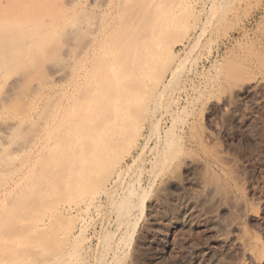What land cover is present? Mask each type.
Here are the masks:
<instances>
[{
	"label": "rangeland",
	"instance_id": "rangeland-1",
	"mask_svg": "<svg viewBox=\"0 0 264 264\" xmlns=\"http://www.w3.org/2000/svg\"><path fill=\"white\" fill-rule=\"evenodd\" d=\"M119 1L88 2L76 11L107 27L117 19ZM181 7L186 18L166 39L172 58L159 57L142 77L141 90L155 84L144 94L150 115L142 139L129 146L124 137L109 157L117 166L98 169L82 190L58 201L55 228L70 227L82 264H264V0H185ZM73 45L67 48L74 57L79 47ZM1 82L7 90L9 83ZM62 84L74 94L72 80ZM13 133L0 129L2 155L13 152ZM165 134L172 137L170 150ZM43 135L38 144L52 142ZM35 157L18 154L9 168ZM116 172L117 183L97 207L67 211L66 204L95 192L101 178L107 185ZM213 177L228 182L224 194L214 192ZM124 195L125 214L119 212ZM248 250H255L252 256Z\"/></svg>",
	"mask_w": 264,
	"mask_h": 264
},
{
	"label": "bare ground",
	"instance_id": "bare-ground-1",
	"mask_svg": "<svg viewBox=\"0 0 264 264\" xmlns=\"http://www.w3.org/2000/svg\"><path fill=\"white\" fill-rule=\"evenodd\" d=\"M95 1L0 0V83H9L7 90L0 88L5 90H0V129L18 139L12 153H0V264H82L70 227L55 228L61 217L58 201L82 190L98 169L117 166L109 157L124 137L129 146L142 139L140 129L150 115L145 92L155 88L152 83L141 90L142 77L159 57L172 58L167 36L186 18L181 14L185 0H122L117 19L105 27L95 25L84 9L76 11ZM68 44L79 47L74 57ZM57 64L71 67L65 70ZM38 65L48 70L47 76ZM68 79L75 86L71 95L68 83L62 84ZM54 86L58 90L53 91ZM40 132L52 142L38 144ZM167 134L163 142L170 150L172 137ZM18 154L36 157L9 168ZM120 175L107 185L105 178L99 179L96 191L66 204L67 211L97 207ZM216 177L214 192L224 194L228 182ZM131 190L125 201L132 199ZM129 203L120 202L119 212ZM253 252L248 250L251 256Z\"/></svg>",
	"mask_w": 264,
	"mask_h": 264
}]
</instances>
